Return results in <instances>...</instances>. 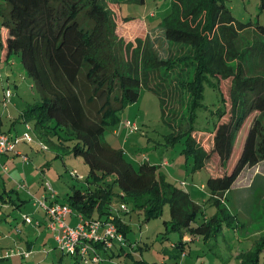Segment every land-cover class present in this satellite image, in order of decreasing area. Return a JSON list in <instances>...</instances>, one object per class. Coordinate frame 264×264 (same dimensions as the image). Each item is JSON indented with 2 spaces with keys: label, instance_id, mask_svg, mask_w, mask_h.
Here are the masks:
<instances>
[{
  "label": "trees",
  "instance_id": "trees-1",
  "mask_svg": "<svg viewBox=\"0 0 264 264\" xmlns=\"http://www.w3.org/2000/svg\"><path fill=\"white\" fill-rule=\"evenodd\" d=\"M147 2L0 0V60L18 54L41 95L18 120L42 141L54 143L46 138L49 135L60 145L70 141V153L82 156L88 165L83 182L73 185L64 201H55L101 221L102 238L86 241L89 252L100 257L94 262V255L85 256L95 264L105 260L126 264L129 258L130 264H156L135 253L141 247L130 238L132 226L125 221L133 212L148 221L160 218L169 206L163 237L171 231L181 235L173 259L187 248L182 241L186 233L204 235L208 242L225 222L237 228V214L221 197L247 165L264 160V25L239 21L226 0H169L159 25L175 53L163 58L148 46L143 17L123 14V4ZM109 3L115 6L112 12ZM207 81L220 95L212 129L195 126L198 111L206 108ZM145 88L159 97L163 119L175 128L166 136L167 143H183L181 153L192 171L206 170L210 175L206 188L217 210L208 219L197 220L202 206L158 164L148 160L136 166L105 138L107 124L119 110L135 103ZM115 90L120 95L112 97ZM98 98L102 104L92 111ZM178 100L181 111L171 107ZM109 224L117 227L125 244L115 239L113 247L105 246ZM256 246L263 250L264 238L239 255L241 264L259 263ZM116 249L125 256L114 260ZM67 255L77 258L71 264L83 263L79 252Z\"/></svg>",
  "mask_w": 264,
  "mask_h": 264
},
{
  "label": "rangeland",
  "instance_id": "rangeland-1",
  "mask_svg": "<svg viewBox=\"0 0 264 264\" xmlns=\"http://www.w3.org/2000/svg\"><path fill=\"white\" fill-rule=\"evenodd\" d=\"M226 2L231 8L233 15L239 21L257 22L264 25V9H261V0H226ZM168 4L169 0H148L146 4H123L122 8L123 14L127 17H143L145 20L143 21V32L148 35V46L153 48L163 58L175 53V51L171 50V46L162 31V27L159 25L160 14H163ZM109 8L112 12L115 6L109 3ZM117 36L118 33L115 35L116 46L119 44ZM82 78H85L84 73H82ZM31 83H34V81L26 73L18 54H14L9 62L0 61V114L4 116L3 129L8 131L13 129L14 131L12 127L15 121L12 122V119L6 118L9 113L12 112L13 117L17 118L20 115L19 113L25 110L30 104L41 100L40 92L36 86L31 88ZM8 89L12 91L13 95L10 98L9 105L4 106L3 98L5 91ZM119 95V90H115L112 97ZM204 96L203 103L206 108L198 111L195 126L197 128L212 129L217 119L215 112L219 105L220 95L218 90L211 85V82L207 81L205 83ZM177 102H180V104ZM177 102V104L171 102V107L176 111H181V101L178 100ZM101 104L102 100L98 98L92 111L98 109ZM115 106L117 105L115 104ZM179 116L180 112L176 114L175 120ZM127 119L136 122L140 126V129L135 132H130L124 126V122ZM30 122L33 124V121ZM21 123L17 125V128H23ZM174 130L175 128L172 129L163 119L159 97L145 88L141 90V95L135 103L128 104L119 110L113 118V122L107 124L105 138L113 147L122 148L127 158L136 166L148 160L154 164H158L172 182L181 185L190 192L193 200L202 206V211L199 213L197 220L208 219L217 210L211 198V193L206 188V183L210 175L206 170L192 171L191 165H187L181 153L183 143H178L175 146L167 143L168 139L166 136L171 131L174 132ZM26 134L31 136V140L24 139ZM12 138L14 140L19 139L15 143V151L17 150L16 145L21 142L32 145L42 151V157L44 154L47 155L48 162L42 160L43 162H47L43 192L38 194V196H34L32 188L30 190L25 187L26 191L32 195V202L33 205L35 204L34 207L36 209L40 208L45 213L44 208L38 205L40 200H45L50 203L49 198L51 194L60 191V200L64 201L67 193L71 191L72 186L83 182L84 178H86L89 171L88 165L85 164L82 156H74L70 153L69 150L72 145L70 141L65 140V143L60 145L58 138L53 135L46 136V138H49L54 143L56 142V145L54 143L51 144L49 140L43 139L44 141H41V138L37 136L32 127L28 128L27 126H25L24 131H21L20 135H14ZM31 156L34 157L32 154ZM35 161H38V158L35 157ZM0 172L5 175L8 174L3 172L2 169ZM251 172H256L254 175L247 177L251 182L248 185L242 186L246 191L252 190L256 192L251 205L247 204L245 200L240 208L236 207V202L239 199L237 197L240 193L236 194L235 192L230 193L226 191L221 197L226 207L230 208L233 214H237L239 218L237 228L227 227L225 222L223 223L224 226L220 234L210 237L208 242H206L207 238L204 235L194 237L192 241L188 242L187 249L189 256L184 259V262V257L178 256L175 258L177 262L173 260V262L169 263L172 257H170V253H167L166 250L170 248V242L172 240L175 241L181 238L178 232L173 231L168 234L169 238L164 239L163 237L165 232L164 221L165 219H170L169 206H165L164 213L160 218L150 219L148 221H146L144 214L133 212L129 214L130 216L127 220L132 226L129 234L130 238L132 241L138 242L139 246L137 247H141L140 250L136 247L137 250H135V253L140 254V257H145L148 262L156 264H241L242 259L237 257L235 253L240 252L239 255L244 252L248 253L247 251H251L254 248L255 242H259L264 238V160L253 166L247 165L240 173L241 176L239 175L240 180ZM32 173L35 175V172ZM14 184L12 179L8 177L6 182L8 190ZM202 184L205 186H201ZM26 216L31 220L24 219ZM69 216L68 223L72 224L75 220H72L73 216L71 214ZM221 218L224 221L226 215L222 214ZM36 221L35 217L30 213L21 212L19 209H13L12 215L7 220L0 221V238L5 236L8 239L9 236L6 233L10 232L12 236L15 235L20 241H24L26 247L5 249L7 247H15L13 243L11 246H2L3 248H0V261H3L4 264H27L28 259L22 256L23 252L29 253L32 257L36 255H39V257L42 256L44 259H50L51 262L53 257V263L55 264H71L72 257L65 254L60 248H53L55 249L53 254L51 253L52 251H49L53 247L55 239V233L53 231L45 232L42 238L37 234H30L28 230L31 227L29 226H34L37 223ZM21 229H25V235L22 234ZM242 238H245V240H241ZM25 239H30L35 246H32V248L28 246ZM142 239L144 242L149 243V247L144 245V242L142 244V241H139ZM45 240L48 242H45ZM227 245H229V248L226 247ZM145 246H147L146 250L144 249ZM33 247H35V250ZM262 248L264 246H261ZM255 254L260 257L258 264H264V249L260 250L256 246ZM127 261L131 262L130 258Z\"/></svg>",
  "mask_w": 264,
  "mask_h": 264
},
{
  "label": "crops",
  "instance_id": "crops-1",
  "mask_svg": "<svg viewBox=\"0 0 264 264\" xmlns=\"http://www.w3.org/2000/svg\"><path fill=\"white\" fill-rule=\"evenodd\" d=\"M9 61H10V58H9V60H7V62H9ZM34 86H35V84L31 83V88H33ZM3 101H4V98H3ZM8 105H4V106H8ZM22 112L23 111H21L19 113L20 114L19 117L22 115ZM3 117L4 116H1V114H0V122H1L2 127H3ZM19 117L15 118V117H13L12 112L9 113L6 116V118L12 119L11 120L12 122L15 121L13 124V127H12V128H14V131H13V129H11L10 131L5 130V129H3V130L10 133L11 136L20 135L21 131L25 130V123L23 121H22V123L19 122V120H18ZM20 123L22 124V127H23L22 129H19V127L17 128V125ZM16 148H17L16 151H15V147H14L13 151L0 154V170L2 169L3 172L8 173L7 175H5V174H2L0 172V185L2 184L0 187V221L1 220H7L8 217L10 215H12L13 209H19V210H21V212H28L32 216H34L35 219L37 220L36 221L37 223L34 224V226H31V225L29 226V227H31V229H29L28 231L30 232L31 235L37 234L39 237L42 238L45 232H50V231L52 232V230L50 228H48L46 225V223L48 221V216L46 214V211L44 213L40 208L36 209L34 207L35 204L33 205V202H32L33 201L32 195H30L29 192H27L25 188H20L19 184L24 183L26 185V187L29 188L30 190L32 188V190L34 191V193H33L34 196H38V194L43 192V188H44L43 184H44V180H45L44 178L46 177L45 168L47 165L46 163L48 162L47 155L44 154V156L42 157V154H43L42 151L38 150L36 147H34L32 145H28L27 143H21L20 142L18 145H16ZM31 154L34 155V157L31 156ZM24 155H27L29 157V159H30L29 162L24 161V158H23ZM35 157L38 158V161H35ZM39 159L41 160V162H43L42 160H46L47 162L41 163ZM261 162H263V161H261ZM32 172H35V175H33ZM255 173L256 172H251V173L247 174L242 180H240V176H241L240 175L239 178H237V180L234 182V184L228 190L230 193H234V192L236 194L240 193V195L237 197V198H239L236 202L237 208H240L241 204L245 200L247 201V204L251 205V203H252V201L256 195V192L252 191V190L246 191L242 186L248 185L251 182V180L247 179V177L249 175H254ZM8 177H10L12 179V181L15 183L12 186V188L10 189L11 191L8 190V187L6 186V182H7ZM201 186H205V185L202 184ZM60 194H61L60 191H57V193L51 194L49 200L51 202L55 201V200L62 202L60 200V197H59ZM232 203H235V202H232ZM79 214L80 213H77V212H73L71 214L73 216L72 220H75V221H73L72 225L79 222ZM69 217H68V220H69ZM127 219H128V217L126 218L125 221L128 222ZM21 230H22V234L25 235V233H24L25 229L24 230L21 229ZM35 230H37V231H35ZM6 235L9 236L8 239H6L5 236H3V238H0V248H3L2 246H6V245L11 246L12 243L15 245V247H7L5 249H11V248L16 249V248H20V247L26 248L24 245V241H22V240L20 241V239L17 236H15V235L12 236L10 234V232L6 233ZM190 236L192 237V235L186 233L182 237V241L186 243V247H188V245H189L188 242H190L194 239V237L191 238ZM188 237H190V238H188ZM54 238H55V236H54ZM167 238H169V236ZM167 238H165V239H167ZM180 239L175 240V241L172 240L170 242V248L166 250L167 253L168 252L170 253V257L174 256V251H172V249H174V247H175L174 244L175 243L177 244V242ZM25 240H26L27 245L31 246V248H32V246H35L34 243H32V241L30 239H25ZM241 240L244 241L245 238H242ZM140 241H142V244H143L144 240L142 239ZM45 242H48V241L45 240ZM144 243H145L144 245H147V246L149 245V243L146 241ZM56 244L57 243L55 242V239H54L53 247L50 248V250H49V251H52L51 252L52 254L55 251V249H57ZM147 246H145V248H144L145 250L147 249L146 248ZM226 247L229 248V245H227ZM33 248L35 250V247H33ZM53 248H55V249H53ZM128 249H130V248H128ZM185 250H186V252L181 254V256L184 257L183 262H184V259L189 256L188 249L186 248ZM49 251H47V252H49ZM116 251H117V253H114L115 255H113L114 260H116V259L118 260L117 256H122V257L124 256V253L122 250L116 249ZM98 252L102 253V250L98 249ZM144 252H147V251H144ZM118 253H121V254L117 255ZM239 253L240 252H236L235 255H237V257H239ZM88 255L93 256L94 251H90ZM102 255H103V253H102ZM22 256L24 257L23 254H22ZM144 256H145V254H144ZM26 259H28L27 264H55V263H53V257L51 259L52 262L50 261V259L49 260L44 259L42 256L39 257V255H36L35 257L29 256ZM72 260L76 261L77 258L72 257L71 263L73 262ZM79 260H82V257H79ZM127 260L128 259H126V264H130V262H128ZM173 260L177 262V259L172 258V260H169V263L173 262ZM0 264H4V262L0 261ZM15 264H17V263H15ZM81 264H95V263H93V262H87L86 263V261L83 260V263H81ZM102 264H111V262L110 261L108 262L107 260H105L102 262Z\"/></svg>",
  "mask_w": 264,
  "mask_h": 264
},
{
  "label": "built area",
  "instance_id": "built-area-1",
  "mask_svg": "<svg viewBox=\"0 0 264 264\" xmlns=\"http://www.w3.org/2000/svg\"><path fill=\"white\" fill-rule=\"evenodd\" d=\"M13 95L10 89L5 91L4 96V105H8L10 103V98ZM124 126L130 131L135 132L139 130V126L136 122L131 119H127L124 122ZM29 127V126H28ZM25 140H31V136L26 134L24 137ZM19 139L14 140L12 136L3 130L0 125V154L7 153L14 150L15 143L18 142ZM25 162H29L30 159L27 155L23 156ZM20 188H25L26 185L24 183H20ZM47 213L48 221L47 227L50 228L55 233V241L57 243V247L60 248L65 254H76L79 252L82 255L83 260L88 262L85 258L87 256L90 248L86 241L95 239L100 240L102 236L99 234V229L101 227V221L99 220H89L82 214H79V222L72 225L68 223V216L74 212L73 208L68 204H62L56 201H52L50 203L45 200H40L38 202ZM125 208V205H123ZM24 219L30 221L31 219L26 216ZM105 238V246L113 247V240H118L122 244H125V238L122 236L120 232H118L117 227L114 224H109L106 226L104 231ZM25 257H29V253H23ZM90 259V258H89ZM94 262H99L100 257L95 254L92 258Z\"/></svg>",
  "mask_w": 264,
  "mask_h": 264
},
{
  "label": "clouds",
  "instance_id": "clouds-1",
  "mask_svg": "<svg viewBox=\"0 0 264 264\" xmlns=\"http://www.w3.org/2000/svg\"><path fill=\"white\" fill-rule=\"evenodd\" d=\"M10 134V133H9Z\"/></svg>",
  "mask_w": 264,
  "mask_h": 264
}]
</instances>
